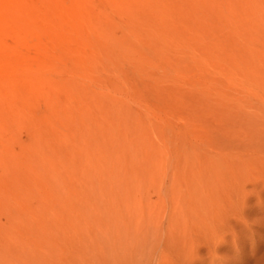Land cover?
<instances>
[{
	"label": "rangeland",
	"instance_id": "obj_1",
	"mask_svg": "<svg viewBox=\"0 0 264 264\" xmlns=\"http://www.w3.org/2000/svg\"><path fill=\"white\" fill-rule=\"evenodd\" d=\"M0 264H264V0H0Z\"/></svg>",
	"mask_w": 264,
	"mask_h": 264
},
{
	"label": "bare ground",
	"instance_id": "obj_2",
	"mask_svg": "<svg viewBox=\"0 0 264 264\" xmlns=\"http://www.w3.org/2000/svg\"><path fill=\"white\" fill-rule=\"evenodd\" d=\"M111 2V1H110ZM112 3V2H111ZM84 5V4H83ZM76 14H77V12H76ZM74 18V17H73ZM84 18V17H83ZM70 20V19H69ZM74 23V22H73ZM83 23V22H82Z\"/></svg>",
	"mask_w": 264,
	"mask_h": 264
}]
</instances>
